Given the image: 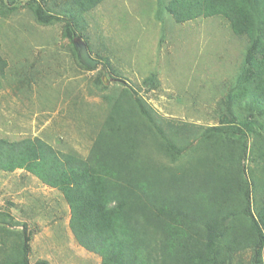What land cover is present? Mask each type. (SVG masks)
<instances>
[{"label": "rangeland", "instance_id": "1", "mask_svg": "<svg viewBox=\"0 0 264 264\" xmlns=\"http://www.w3.org/2000/svg\"><path fill=\"white\" fill-rule=\"evenodd\" d=\"M38 1L61 19L43 25L35 18L32 0H5L7 6L0 0V55L8 61L0 79V137H40L60 151L86 158L125 88L141 97L158 124L188 147L209 126L240 132L248 130L246 119L264 121V112L251 99L235 103L229 97L241 85L248 39L234 34L225 17L178 22L167 8L169 0H103L81 12L74 25L94 61L91 67L83 62L86 68L64 34L66 19L75 12L68 11L72 0ZM248 133L251 151L244 168L250 184H256L252 203L257 212L264 203V182H258L264 173L257 162L258 145ZM226 146L207 151L197 144L190 149V165L181 180L190 182L196 175L197 184L208 172L217 184L211 174L218 176L217 158L229 154ZM142 148L139 161L145 158L156 171L153 182H163L167 165L146 138ZM183 182L176 181L171 190ZM187 196L189 208L199 216L213 193L209 198L202 194L199 205L196 187ZM3 211L28 224L33 264H101L102 257L82 247L70 229L63 193L26 170H0ZM253 255V249L239 251L225 264H253Z\"/></svg>", "mask_w": 264, "mask_h": 264}, {"label": "trees", "instance_id": "2", "mask_svg": "<svg viewBox=\"0 0 264 264\" xmlns=\"http://www.w3.org/2000/svg\"><path fill=\"white\" fill-rule=\"evenodd\" d=\"M32 1L38 23L49 25L61 19L43 3ZM101 1L72 0L68 8L75 12L66 19L64 34L73 41L75 57L86 68L74 25L81 12ZM1 3L7 6L5 0ZM167 8L178 22L223 16L234 34L248 39L241 85L229 97L235 103L251 99L264 112V0H169ZM7 66L8 61L0 55V79ZM119 98L86 158L60 151L40 137L16 141L0 137V170L24 169L59 189L69 204V226L76 240L101 256V264H225L234 253L247 249H253V264H264V203L257 212L253 210L256 184H250L244 168L251 151L249 130L258 145L257 162L264 173V121L246 119L243 125L248 130L240 132L209 126L197 134V144H204V150L226 144L229 154L217 158L218 176L209 166L217 184L211 182L208 172L197 184L196 175L186 184L182 176L190 165V149L197 144L193 141L188 147L173 138L176 133L158 124L131 88L123 89ZM145 138L167 165L161 183L153 182L156 171L150 170L145 158L139 161ZM176 181L184 184L171 190ZM195 187L197 205L202 194L209 198V192L213 193L199 216L189 208L187 196ZM30 241L26 222L0 212V264H33ZM39 264L49 262L41 260Z\"/></svg>", "mask_w": 264, "mask_h": 264}, {"label": "water", "instance_id": "3", "mask_svg": "<svg viewBox=\"0 0 264 264\" xmlns=\"http://www.w3.org/2000/svg\"><path fill=\"white\" fill-rule=\"evenodd\" d=\"M76 44H77V48L79 50V55H80L81 60L85 64H87L88 66L91 67V65L94 61H93V59L90 58L89 53H88L89 51H88L86 45L80 39L77 40Z\"/></svg>", "mask_w": 264, "mask_h": 264}]
</instances>
